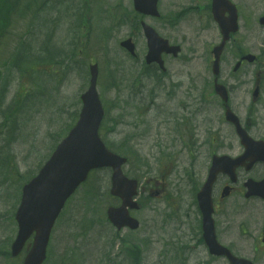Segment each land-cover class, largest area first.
I'll return each mask as SVG.
<instances>
[{
  "label": "rangeland",
  "instance_id": "1",
  "mask_svg": "<svg viewBox=\"0 0 264 264\" xmlns=\"http://www.w3.org/2000/svg\"><path fill=\"white\" fill-rule=\"evenodd\" d=\"M3 1L0 5V70L3 74L2 85H0V264H19V259L10 260L5 252L15 235L13 218L19 204L21 188L36 174L39 166L52 151L56 143L54 141H58L62 136L63 129L72 123L75 101L88 87V73L85 69L86 60L82 56H79L83 62L80 65L76 63L77 60H66L65 55L60 59L55 56L63 47L62 38L75 32L69 11L64 10L59 16L50 15L53 18L57 17V22L47 30L50 35L44 30L46 25H41L47 20H42L41 17L36 19L34 14L39 8L41 14L52 13L50 9L55 5L61 10L63 6L70 3L69 1L41 0L34 3L27 16L24 19H17L13 26H8L7 23L9 14L17 3L9 5L7 0ZM102 1L106 3L103 7L111 11L110 15L103 20L101 17L98 18V22L91 21L88 13L84 16L88 18L86 38L91 36L90 30L98 36L104 33V38L98 43L102 48L97 50L96 46L95 51L92 50L90 55L99 64L98 91L111 113L110 120H106L101 131V138L108 147L132 157L131 163L126 168L128 176L149 180L146 185L153 184L154 181L158 183L176 181L180 177L179 170H183L194 157L187 153L174 156L166 154L149 156L144 150L136 156L140 162H149V168L139 169L133 151L134 143L123 142L126 136L128 138L131 136V126L134 122L130 118L122 119L116 106L117 97H114V93L118 92L120 78L122 81L126 79L128 83L131 82L129 84L131 91L133 94L136 93L138 87L132 83L134 78L138 77V73L135 66L121 58L117 44L123 36L128 34L127 36L131 35L137 41L140 53H142L143 45L135 34L136 27L132 24L136 20L132 0ZM188 1L160 0L158 10L162 18L147 19L145 22L162 37L176 44L180 42L184 44L188 41L185 48L192 46L198 49L197 43L192 41H195L197 37L205 36L206 33L195 34L184 21H179L175 26L168 25V21L176 12L186 8L184 6L188 4ZM87 2L90 7L89 12H95L99 7L93 1L87 0ZM16 11H19V6H16ZM79 18L78 15L74 19L79 22ZM191 19L195 25L196 19L192 16ZM120 20L129 22V25L119 24L116 27L117 21ZM39 26L40 34L37 29ZM4 27H8L9 31L1 33ZM137 33L139 35L138 31ZM114 48L117 50L118 57ZM65 49L69 54L71 53L69 46ZM38 51L40 58L37 57ZM20 52L29 54L31 57L24 60V56L20 54V58L17 59L15 55ZM41 58L47 62H54L49 66L52 68V73L39 72L38 67L31 74L25 70L26 66H31L33 60ZM14 63L18 66L15 67ZM42 69L47 70L44 66ZM173 71H185V68L177 64L174 65ZM39 73L42 83L37 79ZM28 76H32L34 81ZM178 76H181V73ZM31 85L37 89V93L32 102H28L22 97V91ZM155 115L156 112H152V116L155 117ZM153 117L149 120L150 130L157 127L159 121ZM7 118L10 120L9 125H6ZM223 128L224 126L221 125V130ZM208 129V133L212 134L213 127L210 126ZM193 134L195 135V132ZM209 137L211 138V135ZM191 138V134H186L183 144L190 145ZM148 143L147 139L144 143L145 147ZM189 149L190 147L187 150ZM191 155L194 154L191 153ZM198 156L201 163V155ZM195 170L199 171L198 165H195ZM105 173L97 171L92 178L88 179L86 187L79 189L69 201L67 213L59 219L55 228L47 253L49 258L47 262H50L48 264H172L168 260H172L173 252L168 244L171 239L173 243L177 242V228L184 233L189 232L188 224L194 216L184 219L185 212H180L173 200H170L169 207L151 197L143 204L142 211L137 214L143 224L141 229L136 233L121 232L120 236L124 240L122 243V238L115 235V230L106 221V209L116 205V202L108 196V175ZM147 190L150 195L155 194L147 187L142 194L140 192L138 201L144 200V193ZM164 210L167 214L174 215L168 220L172 223L167 227L157 223L158 217ZM51 244H55L54 247ZM128 245L131 246L130 249L135 250V246L140 249L138 256H133L131 251L128 253ZM202 256L197 252V256L195 255L190 263L194 264V260Z\"/></svg>",
  "mask_w": 264,
  "mask_h": 264
},
{
  "label": "flooded vegetation",
  "instance_id": "2",
  "mask_svg": "<svg viewBox=\"0 0 264 264\" xmlns=\"http://www.w3.org/2000/svg\"><path fill=\"white\" fill-rule=\"evenodd\" d=\"M231 2L236 7L235 11L237 9L240 35H232L221 56L219 80L226 87L225 97L214 89L215 79L212 75L211 79L207 78L209 86L204 84L181 89L186 100L184 109L187 122L196 127L203 124L213 126V129L209 134L208 128H201L203 142L211 139V143L204 151L207 160L199 166L197 183L190 184L182 179L170 184L171 195L181 198L176 201L178 210L185 212L184 219L194 216L188 224L189 232L178 229L177 242L173 243L171 239L168 244L173 252L172 264H189L188 261L197 256V252L203 257L194 260V264H219L221 260L225 261L219 257L214 260L210 255L197 195L208 180L212 157L237 158L244 153L241 146L235 145L238 137L234 125L225 119L226 109L237 117L251 139L264 143V25L259 23L260 17L264 16V0ZM254 32L258 34L256 38ZM250 56L254 57L253 61L247 58ZM202 63L201 68L204 69L207 61L202 60ZM236 66L238 69H235ZM253 74L256 75L257 86L235 87L234 82L240 77L253 79ZM255 88L257 97L253 94ZM222 124L227 127L226 130H221ZM210 135L211 138L208 137ZM221 142L227 145L223 147ZM263 182L264 161L254 162L246 157L234 170L229 168L218 173L210 190L217 242L235 256L244 257L253 264H264V190L258 193L252 189L253 183ZM166 186L169 187L167 183Z\"/></svg>",
  "mask_w": 264,
  "mask_h": 264
},
{
  "label": "water",
  "instance_id": "3",
  "mask_svg": "<svg viewBox=\"0 0 264 264\" xmlns=\"http://www.w3.org/2000/svg\"><path fill=\"white\" fill-rule=\"evenodd\" d=\"M146 35L149 45L152 47L157 39L149 29H146ZM94 101L95 96L91 90L85 96L86 107L91 106ZM81 137L82 141L80 142ZM75 138L71 136L64 142L65 147L62 151L54 155L41 171L39 177L24 190L17 214L19 234L12 247L13 254L18 253L22 248L27 233L33 229L38 232L35 237L34 248L25 259L24 264H40L47 243L50 228L48 224L62 206L63 201L70 193L69 190L75 186L72 183L75 184L84 176L78 166L79 161L83 162L85 166L93 163L102 150L97 142L91 143L86 140L84 134L79 133ZM69 163L71 166L68 169L63 167ZM118 216L114 211L109 212V218L114 223ZM121 217L124 222L131 225L132 221L128 219L126 213H122ZM133 224L135 227L136 224L134 222Z\"/></svg>",
  "mask_w": 264,
  "mask_h": 264
}]
</instances>
